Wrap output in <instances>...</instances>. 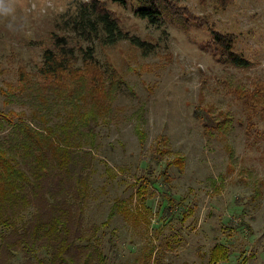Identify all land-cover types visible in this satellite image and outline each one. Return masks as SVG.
<instances>
[{
  "label": "rangeland",
  "instance_id": "1",
  "mask_svg": "<svg viewBox=\"0 0 264 264\" xmlns=\"http://www.w3.org/2000/svg\"><path fill=\"white\" fill-rule=\"evenodd\" d=\"M86 1L8 0L14 12L0 16V110L41 136L87 138L78 145L92 153L79 243L103 264H214L215 245L228 251L215 264H264V0H177L192 18L157 23L135 14L136 0H103L148 49L90 41L106 83L59 77L44 107L2 89L37 77L43 49L72 32ZM212 29L231 32L250 64L224 61Z\"/></svg>",
  "mask_w": 264,
  "mask_h": 264
},
{
  "label": "trees",
  "instance_id": "2",
  "mask_svg": "<svg viewBox=\"0 0 264 264\" xmlns=\"http://www.w3.org/2000/svg\"><path fill=\"white\" fill-rule=\"evenodd\" d=\"M136 2L135 14L150 23H157L164 15L182 22L192 18L177 0ZM211 35L224 61L240 67L250 64L233 49L231 32L212 29ZM96 38L104 43L127 38L131 44L148 49L144 40L128 35L103 0H87L73 19L72 32L54 36L52 46L43 49L37 77L22 78L24 83L18 87L5 83L7 87L2 89L17 88L23 96L44 107L48 97L55 100L59 77L83 78L88 74L89 83L105 84L106 77L89 44ZM13 94L14 91L8 94L9 100L15 99ZM69 104V108L80 106L77 102ZM44 112L41 115L46 118L49 114ZM10 113L0 114V264H103L96 247L79 243L84 233L85 170L91 163L92 153L78 145L87 138L80 139L82 132L76 136L65 133L41 136L39 130L38 134L32 132L33 125L24 116L13 119ZM68 121L74 126L80 121L89 125L88 120L72 116ZM60 124L52 122L51 125ZM87 129L90 130L89 144H92V127ZM28 208L31 212L24 218L23 212ZM40 250H45L47 255L38 256ZM19 253L24 259L13 261ZM227 255L228 251L221 245L210 249L211 263L225 260Z\"/></svg>",
  "mask_w": 264,
  "mask_h": 264
},
{
  "label": "clouds",
  "instance_id": "3",
  "mask_svg": "<svg viewBox=\"0 0 264 264\" xmlns=\"http://www.w3.org/2000/svg\"><path fill=\"white\" fill-rule=\"evenodd\" d=\"M8 0H0V16L9 15L14 12L12 7L7 6Z\"/></svg>",
  "mask_w": 264,
  "mask_h": 264
}]
</instances>
